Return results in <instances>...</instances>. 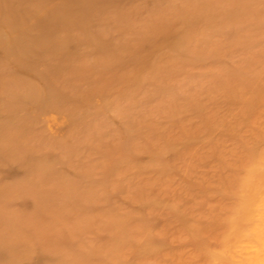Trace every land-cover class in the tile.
<instances>
[{"label": "rangeland", "instance_id": "1", "mask_svg": "<svg viewBox=\"0 0 264 264\" xmlns=\"http://www.w3.org/2000/svg\"><path fill=\"white\" fill-rule=\"evenodd\" d=\"M225 6L237 13L223 17ZM210 8L212 22L194 21ZM101 19L93 31L121 51L71 44L101 66L78 83L82 94L0 109L6 134L22 132L24 154L0 162V217L16 220L32 249L20 264L78 254L73 264H242L264 255V0H119ZM22 82L43 86L0 52V103ZM49 186L66 196L61 212L37 211Z\"/></svg>", "mask_w": 264, "mask_h": 264}, {"label": "bare ground", "instance_id": "2", "mask_svg": "<svg viewBox=\"0 0 264 264\" xmlns=\"http://www.w3.org/2000/svg\"><path fill=\"white\" fill-rule=\"evenodd\" d=\"M50 2L0 0V52L3 58H13L20 72L34 74L43 82L41 88L26 82L18 84L8 93L7 102L0 103V109L14 111L28 104L31 110H38L66 103L75 96L74 93L82 94L78 83L89 80V75L99 65L85 61L84 55L72 51L71 44L86 46L99 56L117 58L121 51V46L108 40L105 30L92 29L94 21L102 20L106 10L115 8L119 0H59L54 6H50ZM235 2L241 7L246 5V0ZM233 8L225 6L218 12L228 17L237 13L236 10L231 11ZM216 12L210 8L194 21L212 22ZM166 14L167 11L162 12V15ZM5 28L10 29V35L2 33ZM71 32H76V35H70ZM61 33L67 35L59 37ZM47 63L51 64L49 69L52 71L44 73L40 68ZM66 88L70 89L69 93ZM8 125V122H0V162L15 154H24L19 149L22 132L6 134ZM97 129L98 126L93 125L87 133L94 135ZM66 153L70 154V149ZM41 181L50 183L44 177ZM2 191L0 189V194ZM38 196L41 198L37 206L40 213L53 214L65 208L66 196L61 187L49 186ZM253 205L252 201L245 204L244 219L254 213ZM15 221L9 216L0 217V264H20L21 258L31 253V246L24 238L25 232ZM221 253L228 257V251ZM83 258L80 254L62 258L60 264H73ZM242 264H264V255L258 252L252 257L245 255Z\"/></svg>", "mask_w": 264, "mask_h": 264}]
</instances>
